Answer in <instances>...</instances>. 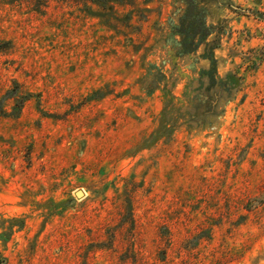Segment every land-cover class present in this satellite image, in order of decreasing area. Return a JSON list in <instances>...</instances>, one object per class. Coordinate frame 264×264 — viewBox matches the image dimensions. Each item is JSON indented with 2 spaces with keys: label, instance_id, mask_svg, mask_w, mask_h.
<instances>
[{
  "label": "rangeland",
  "instance_id": "obj_1",
  "mask_svg": "<svg viewBox=\"0 0 264 264\" xmlns=\"http://www.w3.org/2000/svg\"><path fill=\"white\" fill-rule=\"evenodd\" d=\"M202 5L0 0V264H264V0Z\"/></svg>",
  "mask_w": 264,
  "mask_h": 264
},
{
  "label": "trees",
  "instance_id": "obj_2",
  "mask_svg": "<svg viewBox=\"0 0 264 264\" xmlns=\"http://www.w3.org/2000/svg\"><path fill=\"white\" fill-rule=\"evenodd\" d=\"M183 2L185 5L183 15L172 29L179 35V52L186 54L194 50L214 27L206 24L203 0H183Z\"/></svg>",
  "mask_w": 264,
  "mask_h": 264
},
{
  "label": "water",
  "instance_id": "obj_3",
  "mask_svg": "<svg viewBox=\"0 0 264 264\" xmlns=\"http://www.w3.org/2000/svg\"><path fill=\"white\" fill-rule=\"evenodd\" d=\"M82 194V191L81 190H78L77 192H76V195L77 196H80Z\"/></svg>",
  "mask_w": 264,
  "mask_h": 264
}]
</instances>
